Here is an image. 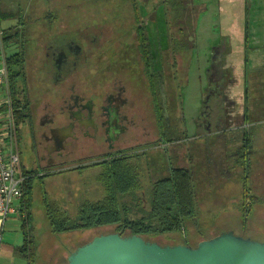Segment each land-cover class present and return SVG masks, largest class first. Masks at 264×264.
Returning a JSON list of instances; mask_svg holds the SVG:
<instances>
[{
	"label": "rangeland",
	"instance_id": "rangeland-1",
	"mask_svg": "<svg viewBox=\"0 0 264 264\" xmlns=\"http://www.w3.org/2000/svg\"><path fill=\"white\" fill-rule=\"evenodd\" d=\"M156 1L150 0L149 7L155 5ZM245 1L193 0L196 8H193L194 12L190 13L188 18L192 23L191 30L193 27L196 28V37L192 41L195 48L183 50L178 70L174 71L173 77L171 69L167 74L168 86L174 85L175 89L180 91L183 112L188 121L198 114L210 88L215 87L218 91L221 88L222 91L221 74L223 70L234 65L233 74L240 79L245 67L243 64L244 49L249 47L248 45L245 47L243 42L246 26L250 34L251 56L260 54L264 58V0H248L247 13H245ZM119 2L122 3L123 9H119L121 7L118 5ZM138 2L141 5V0H137V4ZM0 11V25L5 28L7 36L9 35L8 39H5L6 34L2 29L4 51L7 55H12L16 50L21 52V61L15 67L19 69L20 65L25 62L30 75H34L36 64L38 65L39 60H43L42 54L45 52L51 35L62 31H73L78 27L88 25L95 35L96 45L106 44L109 48L105 54L111 56L114 51L109 49L116 44L112 38H122L123 31L125 32L134 19L127 0H0ZM170 25H174L170 26L174 31L180 26L179 23ZM121 29L122 33H120ZM129 33H132V27ZM151 34H156V31L152 29ZM225 38L229 39V42ZM224 42L226 44H223ZM212 46L216 48L214 68L207 72L206 67L211 62L210 58L209 62L207 58L209 53L212 54ZM122 48L123 51L120 54L134 63L133 59L127 58L133 53L128 54L126 42L122 44ZM247 64L250 65V63ZM126 65L129 66L128 63ZM254 66L253 63L250 70ZM255 70L253 74H249L247 82L251 98L254 95L257 96L256 91L264 96V62L260 68ZM212 72H214V87L210 79ZM235 76L231 78V84L224 85L223 91L227 96L225 93L220 96L222 110L216 120L217 130L227 127L225 121L229 115L228 111L236 110L230 116L239 114L238 116L241 117L243 115L244 98L241 84L238 87L232 85ZM258 100L256 98L254 101ZM231 101L238 106L233 105V102L228 104ZM254 107L255 104H253ZM236 124L237 122H231L230 126ZM187 126H189V134L193 136L192 122H187ZM257 127L253 132L255 152L250 156L248 173L237 162L235 156L229 158L228 155L241 146V137L244 134L242 129L229 132L231 140L228 137L226 143L223 142V138L217 137L214 140L209 169L206 168L204 150H195L198 144L203 143L201 138L183 140L182 144L188 149L183 147L180 149L178 145H172L164 149L148 150L150 164L148 174L150 173L155 178H160L163 173H167L166 167L171 164L169 161L172 155L178 156L177 163L189 166L192 161L190 151H198L194 155L199 161L195 170L198 213L193 221L187 222L186 233L183 231L170 232L146 236V239L164 245L184 244L187 239L188 244L196 246L199 241L206 239L204 237L211 238L221 232L234 230L237 234L264 241V123ZM150 128L149 124L147 131ZM19 147L23 170L31 168L33 160L31 153L22 146ZM97 160L86 159L84 162L90 163ZM99 168V166H91L81 168V170L66 169L58 174L46 175L43 181L42 177H36L33 181L31 224L28 228L32 230L38 248L37 264H66L68 255L78 245L91 240L100 233L114 231L115 226L112 225L89 230L54 232L47 214L46 195L50 200L56 201L71 216L77 213L82 201L98 199L97 197L102 195V189L94 176ZM245 176L247 186L250 188L248 194L250 197L254 195V198L245 197L243 185ZM251 201V211L245 216L246 212L243 207L250 205Z\"/></svg>",
	"mask_w": 264,
	"mask_h": 264
},
{
	"label": "flooded vegetation",
	"instance_id": "flooded-vegetation-1",
	"mask_svg": "<svg viewBox=\"0 0 264 264\" xmlns=\"http://www.w3.org/2000/svg\"><path fill=\"white\" fill-rule=\"evenodd\" d=\"M149 1L141 0L139 5L137 0H127L134 19L123 31L122 38H112L116 44L109 49L114 51L111 56L105 54L109 48L106 44L96 45L92 29L85 25L51 35L34 75H30L25 62L18 69L15 67L18 63L13 61L12 69L17 73L11 75L8 70L7 81L16 122V146L19 153V146H22L33 158L31 168H25L26 179L34 181L36 177L92 163H85L86 159L101 162L125 153L148 152L149 149H164L172 145L188 149L182 144L188 138H201L203 143L198 144L195 150H204L206 168L209 169L214 138H223L226 143L228 137L231 140L229 132L242 129L241 144L244 145L247 142L245 133L264 123V96L256 91L257 96L251 98L247 82L249 74L256 70L249 71L245 59L241 82L233 74L234 65L222 71V91L214 87V72L211 73L214 88L206 93L198 114L189 121L186 119L180 91L174 85L168 86L167 75L171 69L173 77L179 68L184 50L182 30L177 27L175 31L173 28L168 31L162 8L156 5L150 8ZM121 4L118 3L119 9H123ZM152 29L156 34H151ZM125 42L128 54L133 53L125 55L134 63L120 54ZM214 47L212 54H208L207 61L210 58L211 62L206 67L207 72L214 68ZM234 76L232 85L238 87L241 84L242 87L244 112L241 117L239 114L230 116L236 110L228 109L227 127L217 130L216 120L222 110L220 96L225 93L224 85L231 84ZM169 78L171 80V76ZM255 97L259 99L257 102ZM232 102L238 106L234 101L228 104ZM250 106L253 108L251 112ZM187 122H192L193 136L189 134ZM231 122L237 124L230 126ZM149 124L151 128L147 131ZM253 136L254 133L251 135V147L241 149L244 167L249 170L250 156L255 152ZM195 152L190 151L192 161L186 166L194 170L199 162L194 157ZM177 157L172 155L167 172L173 167L183 166L177 163ZM152 178L155 179L154 176Z\"/></svg>",
	"mask_w": 264,
	"mask_h": 264
},
{
	"label": "trees",
	"instance_id": "trees-1",
	"mask_svg": "<svg viewBox=\"0 0 264 264\" xmlns=\"http://www.w3.org/2000/svg\"><path fill=\"white\" fill-rule=\"evenodd\" d=\"M247 2L248 0L245 1V13L249 8ZM155 5L162 8L168 31L171 23H179L180 26L178 27L182 30L184 37L182 49L194 48L195 44L192 41L196 37V28L193 27V30H191L192 23L188 15L194 12L195 2L193 0H157ZM194 22L196 25V19ZM247 28L246 26L244 31L245 47L251 44ZM4 38L8 39L5 35ZM250 48L249 46L248 49H245L246 66L248 65ZM20 54L21 52H17L7 58L8 70L11 75L17 73L16 70L12 69V63L13 61L14 63L21 61ZM252 109V106H250L249 111H253ZM253 130L254 127L251 129L252 132L245 133V140L247 141L245 143L247 145L245 143L244 145L241 144L232 154L228 153L229 158L235 156L237 162L244 169V158L241 149L251 147ZM91 166L100 167L94 178L100 184L102 195L95 200L86 199L82 201L74 216H71L56 201L50 200L46 195L45 202L52 231L89 230L113 225L115 226L114 231L121 234H139L146 238V236L162 235L170 232L183 231L186 233L187 222L193 221L196 213H198L195 170L192 167H173L162 177L153 179V176L150 173L148 174L150 170L149 155L145 151L133 154L125 153L118 157L108 158L101 162H92L74 169L81 170V168ZM244 171L248 173L249 168ZM24 173L26 174L27 171L24 170ZM41 177L43 181L46 175ZM246 181L245 176L243 184L245 197L254 198V195L250 197L248 194L249 187ZM32 191L33 180L26 179L22 210L26 211V217L30 220L25 222L29 223L28 226L31 224ZM251 204L252 201L250 205H246L248 207H243L246 212L245 216L251 211ZM25 223V242L18 249L28 256L29 264H36L37 246L34 242L32 230ZM200 234L204 235L201 232ZM185 242L188 244L187 239Z\"/></svg>",
	"mask_w": 264,
	"mask_h": 264
},
{
	"label": "water",
	"instance_id": "water-1",
	"mask_svg": "<svg viewBox=\"0 0 264 264\" xmlns=\"http://www.w3.org/2000/svg\"><path fill=\"white\" fill-rule=\"evenodd\" d=\"M66 264H264V241L227 230L196 246L164 245L139 234L112 231L79 245Z\"/></svg>",
	"mask_w": 264,
	"mask_h": 264
},
{
	"label": "built area",
	"instance_id": "built-area-1",
	"mask_svg": "<svg viewBox=\"0 0 264 264\" xmlns=\"http://www.w3.org/2000/svg\"><path fill=\"white\" fill-rule=\"evenodd\" d=\"M8 65L0 26V217L18 212L24 199V173L16 146V122L8 86Z\"/></svg>",
	"mask_w": 264,
	"mask_h": 264
},
{
	"label": "crops",
	"instance_id": "crops-1",
	"mask_svg": "<svg viewBox=\"0 0 264 264\" xmlns=\"http://www.w3.org/2000/svg\"><path fill=\"white\" fill-rule=\"evenodd\" d=\"M13 27L16 26L13 25ZM1 28L4 30V32H6L5 28H3L2 26ZM8 36L6 34L5 37ZM249 46L251 47V44H249ZM17 52L18 50H16V52L13 54H16ZM5 55L7 58L12 56V55H7L6 52ZM258 55L254 54L251 56L250 52L248 53L247 63H250V65H247L246 68L249 71H250V66L253 65V63L255 65L253 68L254 70L260 67L261 64H263L264 62L263 56L260 54ZM214 140L216 139L214 138ZM26 219H27L26 211L22 210V206L20 207L18 212L9 215L4 220H2V218L0 217V264H29L30 260L28 256L18 249L25 242L24 223L26 221L27 222L30 221L29 219L27 220ZM27 224L29 223H25V225Z\"/></svg>",
	"mask_w": 264,
	"mask_h": 264
}]
</instances>
